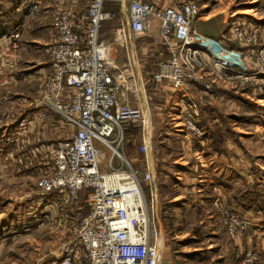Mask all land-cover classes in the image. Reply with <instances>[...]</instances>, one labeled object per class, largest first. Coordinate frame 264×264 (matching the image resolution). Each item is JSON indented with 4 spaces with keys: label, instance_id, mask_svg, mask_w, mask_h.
Returning a JSON list of instances; mask_svg holds the SVG:
<instances>
[{
    "label": "built area",
    "instance_id": "built-area-1",
    "mask_svg": "<svg viewBox=\"0 0 264 264\" xmlns=\"http://www.w3.org/2000/svg\"><path fill=\"white\" fill-rule=\"evenodd\" d=\"M42 1L24 4L22 19L0 36V50L5 42L11 49L20 50L23 30L39 13ZM53 2L57 4L51 23L54 44L48 50L51 68L38 98L29 106L22 129L33 122L62 127L58 138L26 151L18 163L38 173L36 206L32 208L35 222H47L52 215L50 221L60 217V222L68 224L72 214L84 210L74 237L63 245L52 264H160L162 234L154 219L156 161L150 155L152 130L146 128L150 108L147 112L145 104L139 103L132 63L112 74L114 44L101 39L100 31L105 23L119 20V42L128 44L133 38L150 35L152 19L160 22V37L172 47V57L160 61L155 80L173 83L177 116H185V135L196 141H202L205 132L197 121L198 103L189 87L201 79L190 72L195 70L194 62L207 59L213 66L238 70L242 76L247 71L237 61L240 58L230 53L227 43L194 27L201 8L192 0H181L177 5L153 0ZM108 2L120 3V13L108 9ZM259 76L264 78L263 73ZM211 87L206 85L207 95ZM132 124L142 127L140 149L144 154L134 162L121 152ZM106 149L110 154L104 166ZM116 156L124 167L114 166ZM84 191L88 192L84 201L87 207L81 205ZM224 214L231 230V226H248L241 213L225 210ZM230 215L236 220L232 225L227 220H231ZM232 233L240 238L236 230ZM251 253L246 252L238 264H251Z\"/></svg>",
    "mask_w": 264,
    "mask_h": 264
},
{
    "label": "rangeland",
    "instance_id": "rangeland-1",
    "mask_svg": "<svg viewBox=\"0 0 264 264\" xmlns=\"http://www.w3.org/2000/svg\"><path fill=\"white\" fill-rule=\"evenodd\" d=\"M27 1L0 0V7L9 12L23 14ZM153 1L177 5L180 0ZM192 1L201 8L200 18L194 22V27L205 36L227 43L230 53L240 58L237 61L247 71V76H242L238 70L233 72L213 66L207 59L203 61L198 59L194 62L195 70L190 72L201 79L199 83L188 84L192 91V99L198 103L197 121L205 132V138H200L202 141L195 143L191 136L185 135L183 128L185 116L183 114L177 116V91L174 90L173 83L169 80L157 83L155 80L160 61L172 57V47L167 46L160 37V22L152 19L150 35L145 38H133L129 45L126 42H119L120 26L115 20L105 26L102 34L114 44L113 71L119 72L129 66L132 60H129V51L130 57L137 55L140 63L146 66L144 73L149 82L145 86L140 84L143 95L139 103L141 101L145 104L147 112L150 108L149 126L146 128L152 130L150 155L152 159L154 156L156 161L154 187L157 195L154 219L162 234L160 264H169V256L175 255L177 251L183 249L189 251L195 247L211 250L210 255L214 256L215 260L213 263L218 264L223 258L220 257V246L230 242L229 237H233L232 231L236 230L241 239L250 228V220L259 213L253 206L245 207L249 205L252 195L254 198L258 196V202L264 207V78L259 76V73H263L264 76V24L256 22L264 20V0ZM55 3H52V0H43L39 13L33 17L34 19L30 18L32 23L29 27L37 25L47 15L52 23L57 4ZM21 6L23 9L17 11ZM29 27L27 29L30 30ZM240 30H243V33ZM37 59L48 63L50 56L45 52ZM42 77L39 78L40 85L43 84ZM26 85L30 84L22 85L23 90L29 89ZM206 85L212 86L208 95ZM12 99L11 97L9 101L14 102ZM31 103L32 101L28 102L27 106ZM11 104L7 109L4 107L0 110V127L7 121L4 112L16 111L19 108L17 105L15 107V103ZM141 133L142 127L137 124L130 125L126 145L121 148L122 154L132 162L144 156L140 149ZM208 140L212 142V149L219 156L222 155L223 148L225 155L229 148V158L225 156L228 159L225 162L231 165V205H227L225 201L223 204L214 190L221 183L219 176H214V173L213 178L209 170L203 172L207 165L199 158L202 155L197 156L199 151L200 154L206 153ZM109 154L110 151L106 149L104 166H107ZM115 158L114 166L124 167L122 160L117 156ZM29 171L24 170L21 174L26 177L22 178L0 174V264L54 263L63 245L74 237L76 227L84 213V210H81L78 215L72 214V220L68 224L60 222V217L55 218L56 222L50 221L52 215L48 216L47 222H35L37 218L32 214V208L36 206L35 194L39 180L35 175L29 176ZM36 175L38 176V173ZM255 188L260 189L252 191ZM87 193V191L81 193L83 207L86 206L84 201ZM71 208L73 210L75 206ZM225 210H231L232 214L241 213L248 226L241 225L240 228L237 225V229L231 226L233 229L231 230L225 224ZM150 213L152 216V209ZM230 217L231 220H227L231 221L232 225L236 220L233 216ZM193 236L198 240L187 243V247L184 248L186 240ZM233 238L238 239L237 236ZM246 252H252L251 264H264V256L259 248H250Z\"/></svg>",
    "mask_w": 264,
    "mask_h": 264
},
{
    "label": "crops",
    "instance_id": "crops-1",
    "mask_svg": "<svg viewBox=\"0 0 264 264\" xmlns=\"http://www.w3.org/2000/svg\"><path fill=\"white\" fill-rule=\"evenodd\" d=\"M106 7L108 9H115L118 13H120L121 4L118 2H108ZM14 13L17 19L16 22L22 19L23 14H18L17 12ZM8 15V12L0 7V22L6 20ZM47 17L48 15L32 28L29 27L32 20L30 19L27 22V26L23 30L19 51L11 49L8 42H5L0 50V110L4 107L7 109L11 103H15V107L16 105L19 106L16 111L9 110L4 112L7 121L5 124H2V127H0V174H5V176L6 174H9L10 176L13 175L14 177L22 178L26 176H22L21 173H23L24 170H30L29 176L33 177L35 175L38 179L39 177L33 169L24 167L23 165L18 166V163H20L19 161L24 155H27L26 151L30 152L33 148L35 150L43 144L54 141L58 138L61 131L62 125H54L52 122H33L30 125L27 124L25 130L22 129V124L27 122V115L29 114L30 104L27 106V103L31 101L33 102L38 98L42 87L40 83L38 84L40 80L39 78L44 76L41 80L45 79L49 69L51 68V61L46 63V61L40 62L37 59L41 53H48L49 48L54 44L51 23ZM254 19L258 20L257 17H254ZM115 21L120 26L119 20ZM111 22L112 21L103 25L100 31L101 39L108 40V38L102 34L105 26ZM256 22L264 24V20ZM28 27L30 30L27 29ZM26 33L27 36H25ZM130 42L131 40L128 45ZM131 44L133 47V43ZM128 53L129 60L132 59L130 62L132 63V70L134 72L136 85H138V87H136V90L138 88V98L141 99L140 97L143 95V92L141 91L140 84H144L145 86L148 85L149 82L148 79H146V73H144L146 66L140 63L137 55L130 57V51ZM117 73V70L112 71L113 75H117ZM24 84H30L26 85L29 87L28 90H23L21 86ZM166 94L169 96L168 92H166ZM11 97L14 99V102L9 101ZM131 98H133L132 95ZM15 101L18 102L16 103ZM196 142L198 141L195 140V143ZM211 144L212 142L208 140V146L207 149H205L206 153L202 152V154H200L201 152L199 151L197 156L202 155V157L199 158H202L203 162L205 161L204 163L207 165L205 166L203 172L209 170V173L212 174V176L214 173V176H219L218 179H221V183H219V186L217 185L214 190H216L219 199L223 201V204L226 202L228 203L227 205H231V165H229L228 162H225V160L228 159L225 158L224 155L219 156V154H216L213 151ZM203 162L202 164L205 165ZM220 162L223 163H221L222 166L220 165ZM224 165H227V168L224 167ZM252 219L253 220H250V228H248L245 236L241 239L229 237L230 242H226V244H222V246H220V257L223 258L218 261V264H237L250 248H259L260 253L264 256V214L256 213L255 217ZM201 223L204 222L201 221ZM195 240H198V238L193 236L190 240H186V242L184 241V248L187 247V243L189 244V242H194ZM210 252L211 250L206 251L202 248L196 247L189 251L183 249L177 251L175 255L171 254L168 261L169 264H214V256L210 255ZM174 259L176 260L174 261Z\"/></svg>",
    "mask_w": 264,
    "mask_h": 264
},
{
    "label": "trees",
    "instance_id": "trees-1",
    "mask_svg": "<svg viewBox=\"0 0 264 264\" xmlns=\"http://www.w3.org/2000/svg\"><path fill=\"white\" fill-rule=\"evenodd\" d=\"M7 12L9 14L8 18L6 20L0 22V36L2 34H4L5 32L9 31V29L16 23V20H17L16 19V15L14 14V11L13 12L7 11ZM224 140H225V138L223 139V141ZM227 143H228V140H227ZM216 150L218 151V149H216ZM222 155L227 156V158H229V148H228V152L226 153V155H225V151H224V148H223ZM257 190H259V189L255 188V190H252V191L256 192ZM258 200H259L258 196L256 198H254L253 195H252V199H250V201L248 202L249 205H247V206L245 205V207L249 208V207L253 206V208H255L256 211H258L259 213L264 214L263 213L264 207L262 206V203L258 202Z\"/></svg>",
    "mask_w": 264,
    "mask_h": 264
},
{
    "label": "bare ground",
    "instance_id": "bare-ground-1",
    "mask_svg": "<svg viewBox=\"0 0 264 264\" xmlns=\"http://www.w3.org/2000/svg\"><path fill=\"white\" fill-rule=\"evenodd\" d=\"M140 88H141V87H140ZM148 124H149V122H148ZM148 124H147V126H149ZM232 236L235 237L234 235H232Z\"/></svg>",
    "mask_w": 264,
    "mask_h": 264
}]
</instances>
